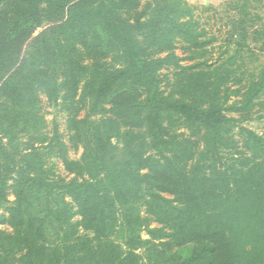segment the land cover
I'll return each instance as SVG.
<instances>
[{"label":"rangeland","instance_id":"rangeland-1","mask_svg":"<svg viewBox=\"0 0 264 264\" xmlns=\"http://www.w3.org/2000/svg\"><path fill=\"white\" fill-rule=\"evenodd\" d=\"M262 3L255 1L253 10L264 16ZM157 4L140 0L136 10L114 11L134 48L146 49L136 18L159 20ZM47 8L45 0H0V264H206L201 246H175L217 214V150L206 146V130L180 106L190 98L200 102V93L174 87V71L164 67L158 98L178 107L152 110L149 83L129 66L109 29L114 20L91 8L71 24L44 16L31 34L23 27L8 33ZM247 88L214 84L212 96L240 108ZM262 106L264 96L253 113H231L233 206L236 198H251L242 195L245 186L239 188L235 174L263 181L262 168L241 174L249 159L264 156L243 129L264 137V118L256 117L264 116ZM89 181L72 193L73 182ZM177 201L190 210L166 207ZM10 209L13 227L5 223Z\"/></svg>","mask_w":264,"mask_h":264},{"label":"trees","instance_id":"trees-1","mask_svg":"<svg viewBox=\"0 0 264 264\" xmlns=\"http://www.w3.org/2000/svg\"><path fill=\"white\" fill-rule=\"evenodd\" d=\"M47 11L35 10L30 13L34 18L32 24L13 26L8 33L13 34L17 27H23L31 34L40 26V17L60 16L63 24H71L78 20L86 8H91L95 16L114 20V11L119 8L136 10L140 0H45ZM262 0H226L220 4H193L187 0H157L159 20L142 21L136 18V30L146 39V49L134 48L132 36L125 25L116 19L110 23V31L115 33L120 45L126 50L128 64L139 70L150 86V95L154 100L152 110L161 112L168 106L163 99L158 98V88L161 79L159 72L167 67L174 71V87L192 88L200 93L201 101L180 106L183 113L193 124L206 130L208 140L206 146L217 150V196L218 206L216 219L190 230L175 242V246L182 250H189L192 246H201L204 251L202 258L206 264H256L264 262V156L259 162L249 159L250 169L262 168L263 181L256 182L251 176L240 180L235 174L236 184L245 186L243 196L251 198H236V205L229 203L228 198V170L231 145L228 135L236 125L232 122L231 113H253L264 96V62L260 55L264 52V16L256 9L254 2ZM254 9V10H253ZM29 23V22H28ZM220 25L217 27L216 24ZM260 43V44H259ZM259 44V46H257ZM16 49V48H14ZM180 50L182 58L177 55ZM168 51L162 57L159 54ZM145 52L148 54L145 55ZM185 62V64H181ZM0 64V76L2 75ZM259 77H263L259 79ZM234 82L241 87H248L242 94V107L235 104L228 105L227 98L218 101L212 96L214 84L224 86ZM199 87V90H195ZM229 89V88H228ZM223 98V97H222ZM264 109V106H262ZM256 117L263 119L264 116ZM249 140L264 149V137L254 130L243 128ZM157 136V135H156ZM239 156L238 153H233ZM235 160V158H234ZM238 160V159H236ZM241 166H244L242 164ZM238 172V170H237ZM252 174H256L253 171ZM261 177V176H260ZM207 178V182H211ZM91 185L72 183L75 193L80 187ZM261 185V187H260ZM159 191H165L157 188ZM21 196H18L20 200ZM18 202V204H21ZM172 203V202H169ZM178 205H166L180 212L190 206L186 202L177 201ZM21 208H19L20 210ZM15 209H10V215L5 223L12 227L15 221ZM17 217H22L21 213ZM131 263L128 261V264Z\"/></svg>","mask_w":264,"mask_h":264},{"label":"crops","instance_id":"crops-1","mask_svg":"<svg viewBox=\"0 0 264 264\" xmlns=\"http://www.w3.org/2000/svg\"><path fill=\"white\" fill-rule=\"evenodd\" d=\"M188 2L190 3H193V4H220L226 0H187Z\"/></svg>","mask_w":264,"mask_h":264}]
</instances>
